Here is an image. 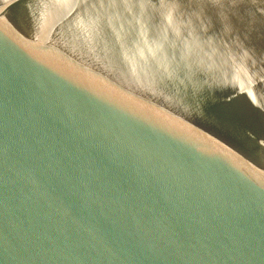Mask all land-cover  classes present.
Returning <instances> with one entry per match:
<instances>
[{"label":"water","instance_id":"obj_1","mask_svg":"<svg viewBox=\"0 0 264 264\" xmlns=\"http://www.w3.org/2000/svg\"><path fill=\"white\" fill-rule=\"evenodd\" d=\"M0 264H264V0H0Z\"/></svg>","mask_w":264,"mask_h":264}]
</instances>
